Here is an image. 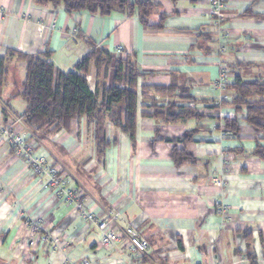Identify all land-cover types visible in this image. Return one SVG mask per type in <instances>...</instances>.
I'll list each match as a JSON object with an SVG mask.
<instances>
[{"label": "crops", "instance_id": "0c3cea01", "mask_svg": "<svg viewBox=\"0 0 264 264\" xmlns=\"http://www.w3.org/2000/svg\"><path fill=\"white\" fill-rule=\"evenodd\" d=\"M138 1L127 0L132 12L101 15L68 13L50 2L0 0V264H264V161L252 153L257 143L264 147V132L243 119L237 135L224 130L220 120L233 116V109L216 106L224 90L213 85L221 67L230 82L236 75L264 81V0H228L218 27L209 0H147V27L133 5ZM92 49L130 57L142 73L135 141L106 117L104 135L111 143L103 153L84 117L71 119L67 129L25 125L26 104L18 92L26 62L11 53L49 51L54 67L66 73ZM87 78L93 91V64ZM142 84L170 94H143ZM151 99L163 108L173 101L195 107L203 118L155 120L148 114ZM7 127L29 133L37 155L61 164L89 211L122 212L115 246H102L95 226L41 188L42 179L2 133ZM190 129L196 130L191 141H175ZM174 148L193 161L176 163ZM215 200L228 207L224 215L216 212ZM34 216L43 232L64 231L68 240L61 249L31 245ZM127 224L147 240V254H130Z\"/></svg>", "mask_w": 264, "mask_h": 264}, {"label": "trees", "instance_id": "16d2710c", "mask_svg": "<svg viewBox=\"0 0 264 264\" xmlns=\"http://www.w3.org/2000/svg\"><path fill=\"white\" fill-rule=\"evenodd\" d=\"M36 1L50 2L53 5L62 4L68 13L88 11L106 15L113 10L125 9L132 12L127 0ZM133 5L138 9L142 24L147 27L146 15L151 8V2L140 0ZM11 53L26 62L25 78L18 94L26 104L22 118L27 127L67 129L71 119L84 117L87 123H93L95 148L98 153H103L111 143L104 135L105 121L108 117L134 143L136 89L138 78L142 76V73L130 57L123 59L103 49H92L69 72L65 73L54 67L49 51H43L39 55H27L18 51ZM4 61V58L0 57V90ZM92 64L96 71L93 91L89 88L87 78ZM225 90L231 91L230 100L218 99L216 106L222 107L228 104L233 109L234 115L221 118L224 130L237 135L239 120L243 119L249 125L264 132V81L242 80L239 75H236L232 82L228 80ZM147 91L163 95L169 93L166 92L165 87L142 84L141 92L145 94ZM150 107L152 111L148 113L149 116L159 121L176 122L182 119L203 118V114L195 107L176 106L174 101L163 108L151 99ZM195 132V129L187 130L175 141L183 143L191 141ZM252 153L264 161L263 146L257 143ZM173 159L176 163H181L193 158L183 149L174 148Z\"/></svg>", "mask_w": 264, "mask_h": 264}, {"label": "built area", "instance_id": "2783aa9c", "mask_svg": "<svg viewBox=\"0 0 264 264\" xmlns=\"http://www.w3.org/2000/svg\"><path fill=\"white\" fill-rule=\"evenodd\" d=\"M227 1L209 0L210 10L213 15L212 24L216 27L220 25L222 10ZM50 26L54 27V24ZM229 75L228 69L221 67L213 84L215 88L224 90L219 95V100L229 101L231 98V92L225 90ZM1 131L7 136L15 154L24 159L33 175L42 179L41 188L50 193L57 202L72 206L81 222L95 226L101 232L100 242L102 246L105 248L115 246L118 240L115 226L124 220L122 212L113 207L98 212L89 211L86 206V196L80 193L78 185L75 183L71 184L64 176L61 164L55 160H49L44 155L35 153L37 142L29 133L25 131L16 132L10 127L3 128ZM213 206H215L216 212L220 215H224L228 210V207L219 200H215ZM39 218L37 216L31 217V245L35 249L47 248L51 252L61 249L66 244L67 239L64 231L43 232ZM27 224H29V221ZM124 232L128 237L130 254L142 255L149 252V243L134 226L127 224ZM63 239H65V242H63ZM71 264H90V262L82 260L81 262H71Z\"/></svg>", "mask_w": 264, "mask_h": 264}, {"label": "rangeland", "instance_id": "374dc122", "mask_svg": "<svg viewBox=\"0 0 264 264\" xmlns=\"http://www.w3.org/2000/svg\"><path fill=\"white\" fill-rule=\"evenodd\" d=\"M89 80V79H88ZM89 82V81H88Z\"/></svg>", "mask_w": 264, "mask_h": 264}]
</instances>
